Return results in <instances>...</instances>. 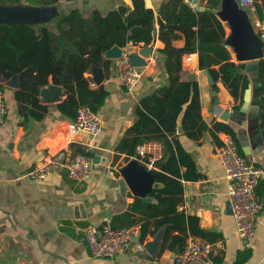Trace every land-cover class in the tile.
<instances>
[{"label":"crops","instance_id":"0c3cea01","mask_svg":"<svg viewBox=\"0 0 264 264\" xmlns=\"http://www.w3.org/2000/svg\"><path fill=\"white\" fill-rule=\"evenodd\" d=\"M122 1L132 5V0H79L77 5H69L66 10L78 7L88 12L97 7L106 11ZM161 2L145 0L146 5L154 9ZM226 2L221 0L217 9L226 28L225 43L232 59L247 65L253 60L238 55L239 48L233 38L235 27L229 20ZM205 5V2L197 4L200 8ZM260 5L262 10H259ZM247 12L257 33L256 20L264 19L263 0H256ZM164 45L158 37L146 45L154 57H144L146 64L140 66L141 76L132 89L125 88L119 80L117 58H108L104 54L86 72L92 87L103 86L109 92L98 110L102 130L94 136L86 132L71 136L67 126L69 119L57 110V102H47L42 95L41 102L48 105L46 116L41 120L31 118L26 125L21 124L22 117L14 98V91L19 86L17 76L4 82L8 114L0 123V264H175L176 251L160 250L163 231L155 236L148 235L144 241L134 239L125 252L115 257L94 256L83 239L86 224H111L114 215L125 211L137 196L147 197L149 189L157 185L153 177L156 169L118 151L116 146L135 120L139 99L169 82L164 57L159 51ZM174 45L183 46L184 39H176ZM144 46L143 43H129L125 48L132 55L141 56L139 52ZM105 59H110L109 65L105 64ZM261 59H256L257 69L248 70L246 66L250 99L245 104V92L240 101L220 78L215 79L212 75L213 82H210L207 70L199 68L197 53H191L190 60L183 57V78L194 72L199 83L201 113L207 130L198 140L183 133L179 135L200 172L199 178L185 181L184 198L179 207L188 214L197 215L202 228L213 232V240L203 238L214 245L212 264H235L240 252L247 249L251 253L241 264H264V209L259 215L254 236L249 239L240 237L233 211L228 208V179L218 155L224 131H215L214 135L211 129L214 121L228 123L235 131L240 152L264 170V125L260 115L264 79L261 80L258 74ZM96 71L102 75L99 82L94 79ZM51 85L61 87L63 93L59 101L65 98L62 85ZM51 105L54 109H50ZM79 148L99 156L88 181L76 182L62 167L51 170L42 181H34L26 175L59 150L75 151ZM124 170L138 172L141 183L132 188ZM263 187L264 172L257 189L260 197L264 193ZM138 234L139 226L136 236ZM152 241L157 242V255L137 249L138 243Z\"/></svg>","mask_w":264,"mask_h":264},{"label":"trees","instance_id":"16d2710c","mask_svg":"<svg viewBox=\"0 0 264 264\" xmlns=\"http://www.w3.org/2000/svg\"><path fill=\"white\" fill-rule=\"evenodd\" d=\"M60 1L65 0H0V4L47 5ZM198 2H205V8L192 7L184 0H162L154 9L145 0H132V5L122 1L106 11L97 7L88 12L78 7L65 10L52 25L0 23V85L5 88L4 82L17 76L19 86L14 98L24 125L31 118L41 120L46 116L48 105L41 102L40 91L50 83L65 88V98L56 103L65 118L74 119L82 104L98 111L109 92L103 86H91L86 75L91 66L114 45H146L156 37L164 42L159 51L169 82L139 99L135 120L116 146L118 151L132 155L145 141L162 142L165 155L159 162L161 168L153 173L157 185L148 191L150 200L137 196L111 222L113 227L139 226L141 241L163 230L161 252L181 251L190 236L214 239L213 232L202 228L197 215L179 207L185 181L200 177L195 159L179 135L198 140L207 130L201 113L199 83L194 72L183 78V57L197 53L199 68L210 69L235 99H243L249 84L246 63L235 62L225 43L226 28L217 14L221 0ZM179 38L184 39L180 47L174 45ZM105 64L109 65L110 59H105ZM258 74L264 79V59L259 61ZM260 115L264 125V98ZM179 125L182 132H178ZM211 129L214 135L215 131H224L236 139L234 129L226 122L214 121ZM75 151L94 156L90 150ZM250 253L249 249L240 252L235 264L244 262Z\"/></svg>","mask_w":264,"mask_h":264},{"label":"built area","instance_id":"2783aa9c","mask_svg":"<svg viewBox=\"0 0 264 264\" xmlns=\"http://www.w3.org/2000/svg\"><path fill=\"white\" fill-rule=\"evenodd\" d=\"M184 1L192 7L198 4V0ZM240 3L245 10H250L255 5V0H240ZM256 27L257 34L262 40V59H264V19L256 20ZM125 47H121V54L117 57V72L121 84L127 89H132L141 76V68L133 64L132 54ZM185 56L187 60L191 59V53ZM153 57L150 55L149 58ZM7 114L6 90L0 85V123L5 121ZM67 126L71 136L79 132L94 136L102 130V118L98 111L82 104L78 107L76 117L69 120ZM164 155L165 145L151 139L139 144L131 156L149 168L157 169ZM218 155L228 179L227 195L237 232L240 237L249 239L254 236L259 215L264 209V199L257 192L264 170L240 152L234 137L227 132L221 135ZM94 164L93 156L81 151L61 149L36 165L26 175L34 181H42L51 170L62 167L66 168L70 178L81 183L92 177ZM111 173L113 174L112 171ZM136 232L137 226L113 227L109 223L101 225L88 223L83 227V239L94 256L115 257L132 245ZM137 249L145 251V243H138ZM213 252L212 242L190 236L185 247L175 253V264H212Z\"/></svg>","mask_w":264,"mask_h":264},{"label":"water","instance_id":"95a60500","mask_svg":"<svg viewBox=\"0 0 264 264\" xmlns=\"http://www.w3.org/2000/svg\"><path fill=\"white\" fill-rule=\"evenodd\" d=\"M226 9L228 12L229 20L234 25L235 31L233 33V38L238 45L239 53L238 55L242 59L253 60L247 63V69L253 70L258 68V61L256 59L262 58L263 49H262V40L259 35L255 32L252 22L248 15V10H245L240 5V0H226ZM21 7V8H20ZM33 8H24L21 4L14 5H6L0 4V23H30L31 22H44L48 17L47 10H42L41 7L33 5ZM156 32V31H155ZM147 45V44H146ZM142 47L138 55H132V62L137 66H143L146 64L144 57H150L151 49L147 48V46ZM122 48L118 45H114L109 48L105 55L108 58H117L120 56ZM208 73V77L210 82H213V76L210 69H206ZM102 75L99 72L94 73V79L96 82H99ZM47 86V87H46ZM41 91L40 95L44 97L47 102H59V99L62 95L61 87L58 85H46ZM245 104L250 99V84L248 85L245 95H244ZM50 109H54V105L50 106ZM178 132H182V126L179 125ZM98 155L95 154L93 156L94 163L98 162ZM158 168H161V164H159ZM124 175L127 178L129 184L132 188H135L139 183H141V179L139 180L140 174L136 171L131 173L128 170H124ZM156 186V185H155ZM154 187V186H153ZM145 200H150V197H144ZM228 208H231L230 201L228 202ZM232 209V208H231ZM163 231V230H160ZM159 231V232H160ZM158 232V233H159ZM157 235V234H156ZM163 235V234H162ZM159 238V237H158ZM135 240L140 239V234L134 236ZM162 240V237H161ZM147 252L152 255H157L158 246L156 241L149 242L145 244Z\"/></svg>","mask_w":264,"mask_h":264},{"label":"rangeland","instance_id":"374dc122","mask_svg":"<svg viewBox=\"0 0 264 264\" xmlns=\"http://www.w3.org/2000/svg\"><path fill=\"white\" fill-rule=\"evenodd\" d=\"M79 3V0H65V1H60V3H53V4H41V5H35L38 6V8L41 7L42 10L46 9L48 13V17L46 19L47 23L52 25V21L57 17V15L60 14V12H63L67 9V7H72L75 6ZM22 7L24 8H33L32 6L34 4L30 3H23L21 4ZM21 8V7H20ZM69 9V8H68ZM67 11V10H66Z\"/></svg>","mask_w":264,"mask_h":264}]
</instances>
